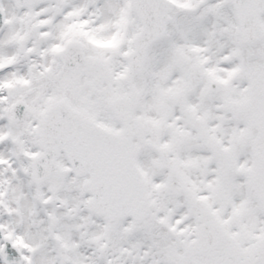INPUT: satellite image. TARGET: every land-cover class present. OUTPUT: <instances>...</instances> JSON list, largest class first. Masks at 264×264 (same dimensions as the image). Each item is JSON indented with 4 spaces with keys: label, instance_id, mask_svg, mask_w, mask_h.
Returning <instances> with one entry per match:
<instances>
[{
    "label": "snow or ice",
    "instance_id": "1",
    "mask_svg": "<svg viewBox=\"0 0 264 264\" xmlns=\"http://www.w3.org/2000/svg\"><path fill=\"white\" fill-rule=\"evenodd\" d=\"M0 264H264V0H0Z\"/></svg>",
    "mask_w": 264,
    "mask_h": 264
}]
</instances>
